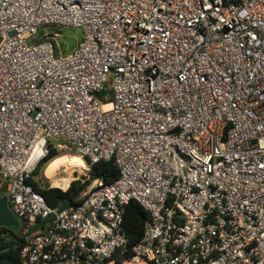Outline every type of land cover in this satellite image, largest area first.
Masks as SVG:
<instances>
[{
    "label": "built area",
    "instance_id": "1",
    "mask_svg": "<svg viewBox=\"0 0 264 264\" xmlns=\"http://www.w3.org/2000/svg\"><path fill=\"white\" fill-rule=\"evenodd\" d=\"M48 27L83 38L65 53ZM60 137L119 179L49 206L28 179ZM0 174L46 222L22 264H264V0H0Z\"/></svg>",
    "mask_w": 264,
    "mask_h": 264
},
{
    "label": "trees",
    "instance_id": "2",
    "mask_svg": "<svg viewBox=\"0 0 264 264\" xmlns=\"http://www.w3.org/2000/svg\"><path fill=\"white\" fill-rule=\"evenodd\" d=\"M59 31L58 29H55ZM43 37V30L40 31L37 39ZM97 98L103 103L107 104L112 101L113 95L110 88V83L106 84L102 91L97 94ZM74 146L69 140L65 139L62 144ZM50 150L48 155L39 163L31 177L28 179V183L33 186L35 191L40 193L49 206L57 209H65L72 205L78 204L81 200L79 199L82 193L90 185L94 179H103L106 183H113L120 177V170L114 160L101 161L92 166L90 171V178L78 186V181H74L67 191H63L59 188H53L48 184L44 183L41 177L43 171L47 166L52 163L55 159L68 155L71 153L66 152L68 150H59L58 145L50 142ZM69 147V146H68ZM5 180L2 179L0 174V186L4 185ZM0 190V199H1ZM9 194V191H8ZM148 220V213L135 201H132L126 208L124 228L129 238V247H132L137 243L143 236L145 229V222ZM42 230L36 232H45V221L43 222ZM22 231V230H21ZM17 228H6L0 229V248L3 251L0 253V264H22L20 251L26 244L27 237L23 232ZM34 234V235H35Z\"/></svg>",
    "mask_w": 264,
    "mask_h": 264
},
{
    "label": "rangeland",
    "instance_id": "3",
    "mask_svg": "<svg viewBox=\"0 0 264 264\" xmlns=\"http://www.w3.org/2000/svg\"><path fill=\"white\" fill-rule=\"evenodd\" d=\"M42 30H43V35L44 34L50 35L53 32H56V30L52 27L44 28ZM59 34H60V36L58 38H56V41H57V44L59 45V47L61 48V50L64 51L65 53L71 52L75 48L77 43L80 42L83 38V31L81 29L61 28V29H59ZM64 140H65V138L60 137L57 139H52V142L56 145H59V144H62L64 142ZM59 149L62 151L68 150L66 152H69V153H71V155H74V156L78 157L79 159H81L82 162L84 163L85 171H83L82 169L73 171L72 169H68L67 166L62 167V168H58L56 165L49 166L51 164L50 163L41 175V177L44 180V183L45 184L49 183V185H52L53 183H55L57 181L58 178L60 179L62 177H70L71 183H73L74 181H78L74 177L75 172H78V174H80V175H87L88 179H89L92 166L88 163V161L84 157L83 152L80 149L76 148L75 146H70V144L62 145V147H59ZM10 186H11V180L10 179L6 180L2 187L0 186V190L4 189V191H1V193H2L1 198L8 195V191L10 189ZM43 224H44L43 222L31 223V222H27L21 218H18V226L14 227V228H17L20 231L22 230L21 232H23V234H25L27 237H31L36 232L42 230Z\"/></svg>",
    "mask_w": 264,
    "mask_h": 264
},
{
    "label": "water",
    "instance_id": "4",
    "mask_svg": "<svg viewBox=\"0 0 264 264\" xmlns=\"http://www.w3.org/2000/svg\"><path fill=\"white\" fill-rule=\"evenodd\" d=\"M74 177L78 180V186L88 180L87 175H80L78 172L74 173ZM18 226V217L12 212L9 205L8 195L0 199V229L2 227L13 228ZM3 251L0 248V253Z\"/></svg>",
    "mask_w": 264,
    "mask_h": 264
},
{
    "label": "bare ground",
    "instance_id": "5",
    "mask_svg": "<svg viewBox=\"0 0 264 264\" xmlns=\"http://www.w3.org/2000/svg\"><path fill=\"white\" fill-rule=\"evenodd\" d=\"M110 107H111V105L105 106V108H110ZM53 165H56L58 168L67 166L68 169H72V170L73 169L79 170V167L80 168L85 167L82 160L79 159L78 157L74 156V155H63V156L55 159L54 162H52L49 166H53ZM60 180H64L65 186H66L68 184V182L70 181V178H66V177H62V179L58 178L57 181L54 183V185L57 186V185L61 184Z\"/></svg>",
    "mask_w": 264,
    "mask_h": 264
},
{
    "label": "crops",
    "instance_id": "6",
    "mask_svg": "<svg viewBox=\"0 0 264 264\" xmlns=\"http://www.w3.org/2000/svg\"><path fill=\"white\" fill-rule=\"evenodd\" d=\"M59 150H60V149H59ZM69 155H70V154H69ZM64 167H65V166H64ZM60 168H62V167H60ZM59 170H60V169H59ZM59 170H58V171H59Z\"/></svg>",
    "mask_w": 264,
    "mask_h": 264
}]
</instances>
